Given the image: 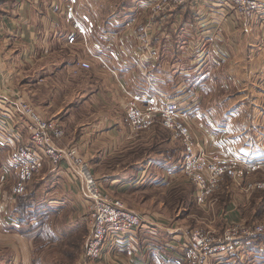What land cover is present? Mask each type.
<instances>
[{
    "label": "crops",
    "instance_id": "1",
    "mask_svg": "<svg viewBox=\"0 0 264 264\" xmlns=\"http://www.w3.org/2000/svg\"><path fill=\"white\" fill-rule=\"evenodd\" d=\"M178 7L154 17L149 84L141 54L151 16L139 0H0L1 107L22 97L40 115L61 120L66 133L58 145L76 146L103 189L148 219L102 264H187L186 237L193 229L188 219L172 218V204H155L158 193L179 187H188L184 196L193 200L194 187L181 168L185 149L159 123L134 134L126 91L156 93L153 85L159 98L187 105L207 153L239 156L246 161L243 174L253 170L264 177V102L255 97L261 93L264 99L263 21L247 22L235 13L224 19L205 5ZM18 114L15 125L27 143V118ZM255 163L259 167H247ZM65 166L46 163L27 190L14 195L19 175L0 139V264L55 262L49 219L58 238L67 235L56 219L76 222L72 232L80 240L88 223L85 194ZM235 179L226 176L216 192L220 214L232 220L243 217L238 206L249 200L245 194L240 202ZM249 243H244V257L217 250L207 264H264L249 250L256 243Z\"/></svg>",
    "mask_w": 264,
    "mask_h": 264
},
{
    "label": "built area",
    "instance_id": "2",
    "mask_svg": "<svg viewBox=\"0 0 264 264\" xmlns=\"http://www.w3.org/2000/svg\"><path fill=\"white\" fill-rule=\"evenodd\" d=\"M148 10L151 19L146 23L141 64L146 70L149 84L152 78L148 73V63L154 58L153 32L156 30L154 17L165 12L170 5L196 7L205 5L212 13H220L224 19L230 13L247 22L262 20L264 39V0H140ZM213 19V18H212ZM84 67L90 63L83 61ZM142 94L126 91L125 111L129 126L134 134H141L157 123L170 131L184 147L181 168L195 185V202L206 205L220 182L226 176H234L243 171L246 161L239 156L221 157L204 150L195 128L191 112L176 99L159 98V90L150 86ZM127 90V89H126ZM11 104H0V137L7 142L10 159L17 167L19 179L13 186L12 193H24L31 179L39 173L46 163L52 166L66 164L67 170L78 180L85 194V202L90 219V232L85 240L83 252L77 264H102L104 258L114 250L127 246L138 234L143 223L148 219L139 211L129 208L120 199L109 195L102 187L89 161L83 159L79 150L72 146H59L58 141L64 136V128L59 119L47 120L38 114L33 106L22 98ZM27 118L29 142L22 140L21 132L15 125L20 120L18 112ZM10 140L15 142L12 143ZM17 142V143H16ZM255 169L258 164H247ZM222 235L213 234L214 230L195 228L186 237L187 264H207L208 257L217 250H224L245 256L244 243L247 240L264 236V224L231 223Z\"/></svg>",
    "mask_w": 264,
    "mask_h": 264
},
{
    "label": "rangeland",
    "instance_id": "3",
    "mask_svg": "<svg viewBox=\"0 0 264 264\" xmlns=\"http://www.w3.org/2000/svg\"><path fill=\"white\" fill-rule=\"evenodd\" d=\"M139 2H140V0H139ZM145 8H146V6H145ZM170 8L174 9V8H179V7L174 6V5H170L167 8V10ZM258 36H260V39H261L260 45H261V44H263L261 33H260V35L258 34ZM263 47H264V44H263ZM86 68H89V67H86ZM263 77H264V75H263ZM259 84L260 83H258V85ZM257 88L258 87H256V89ZM255 97L258 98L261 103L264 102L263 101L264 99L262 98L261 93L259 94V97L258 96H255ZM18 98H22V97H18ZM22 99H24V98H22ZM16 100H18V99H16ZM27 102L29 104H31L29 101H27ZM31 105L33 106V104H31ZM212 107H214V106H212ZM33 108H34V106H33ZM255 108H257V106H255ZM212 110H213V108H211L209 111L212 112ZM42 117L47 119V120L58 119L57 117H53V118H47L44 116H42ZM60 123L62 124L64 131H65L64 124L62 123L61 120H60ZM259 123L262 124L263 122L261 121ZM65 133H66V131L64 132V135H65ZM0 139L2 140V143L5 145L6 148H8V151H9L10 147L7 145V142H5L1 137H0ZM72 147L76 148V146H72ZM158 148H159V146H158ZM160 148L162 149V151L167 150L164 147L163 143L160 144ZM154 149H157V148H154ZM85 160H87V159H85ZM87 161H89V160H87ZM90 164H91V162H90ZM93 170H94V168H93ZM41 171L39 173H37L35 176L39 175L41 173ZM251 171H253V170H250V172H244V174L242 171V172L237 173L236 175L233 176V177H236V179L238 177V180H237L238 184L236 183V185L238 186V199L240 200V202H242L245 194H246V196H248L247 198H249L248 201H246L245 203H241V205L238 206L240 208L239 211L243 214V217H241L240 219H237V220L233 219L232 220V219L227 218V217L225 218L224 215L220 214L219 207H220L221 198L219 197V194L216 192L221 188V186H222L221 184H222L223 180L220 182L219 187L216 189V191L211 196L210 201L206 205H198L194 199L195 198V185L187 176L183 175L187 179L190 180V182L192 183V185L194 187V190H193L194 198H193V200L191 201L188 197L184 196L185 193L189 192L188 187H186V188L185 187H182V188L179 187V188L170 189L168 191H161L160 193H158L161 195V198L155 204L159 205L162 203V205H164V203H167V204H169V207L172 204L174 208L171 209V211H168L169 213H171L172 218H176V219L186 218V219H188L187 220L188 223H190L191 226H193V229L200 228V229H205V230H214L213 234H215L217 236L222 235L224 232V229L227 226L233 225L231 223L240 222L243 224H255V223H263L264 224V177L262 174H258V173L254 174ZM248 174L251 176V179L246 182L244 176H246ZM183 176H181V179L185 178ZM179 193H182L181 197L178 196ZM116 198H120V197H116ZM120 199H122V198H120ZM225 199L227 200V202H231L230 201L231 198L225 196ZM131 209H133V208H131ZM154 217L157 218L156 216H154ZM56 222L58 224V228L60 227L59 230H61V232L63 231L65 233V235H67V236L65 238L56 237V235H55L56 233H55V230L53 227L54 222L52 221V219H49V222L47 223V226H48L47 229L49 231V242H50V244L53 245V248L51 251L53 252V254L54 253L57 254L54 257L56 261L53 262L52 260H50L49 264H56L57 261H58V264H75V262H77L79 254H82L81 252H83L85 240H86V238L90 232L89 216H88V223L85 224V226L83 227L84 232L82 233V235H79L81 237H80V240H78L77 242H76V240H77L76 239V231L72 232L76 229V222H74L73 224L68 223V221L65 222V219L63 220V218L56 219ZM66 223H68L67 226H70V227H67ZM83 234H85L84 237H83ZM254 242L256 243L255 245L257 247L251 246L252 248L251 247L249 248L251 254L253 256H255V258H259L260 256L264 258V248L262 247V246H264V236L252 238L251 243H254ZM251 243H249V244L251 245ZM246 250H247V247H246ZM247 252H248V250H247ZM251 261H252V259H251ZM255 262L256 261H254V263ZM40 264H43V263H40Z\"/></svg>",
    "mask_w": 264,
    "mask_h": 264
},
{
    "label": "trees",
    "instance_id": "4",
    "mask_svg": "<svg viewBox=\"0 0 264 264\" xmlns=\"http://www.w3.org/2000/svg\"><path fill=\"white\" fill-rule=\"evenodd\" d=\"M18 202L22 203L21 199H20V201H18ZM23 203H24V202H23Z\"/></svg>",
    "mask_w": 264,
    "mask_h": 264
}]
</instances>
